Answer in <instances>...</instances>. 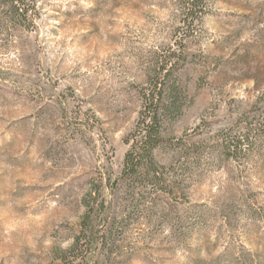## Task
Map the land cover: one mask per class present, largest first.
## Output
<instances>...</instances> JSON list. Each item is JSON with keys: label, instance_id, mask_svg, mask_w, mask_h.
Instances as JSON below:
<instances>
[{"label": "rangeland", "instance_id": "374dc122", "mask_svg": "<svg viewBox=\"0 0 264 264\" xmlns=\"http://www.w3.org/2000/svg\"><path fill=\"white\" fill-rule=\"evenodd\" d=\"M186 6L0 0V264H54L179 54L163 123L179 145L154 152L176 189H121L106 264H264V0L184 22Z\"/></svg>", "mask_w": 264, "mask_h": 264}, {"label": "trees", "instance_id": "16d2710c", "mask_svg": "<svg viewBox=\"0 0 264 264\" xmlns=\"http://www.w3.org/2000/svg\"><path fill=\"white\" fill-rule=\"evenodd\" d=\"M203 1L185 0L187 6L182 21L193 20V17L198 19ZM19 9L22 15L26 13L25 8L18 6ZM184 59L185 56L179 54L173 62L164 59L154 68L148 87L141 92L142 104L136 126L125 139L129 147L124 153L119 174L112 176L110 172H99V177L88 178V191L82 198L84 211L78 230L69 246L55 257L54 264L107 263L105 254L119 221L118 197L123 187L141 185L169 193L176 189L166 166L155 159L154 152L159 147L179 145L178 141L163 132V123L170 106L169 82Z\"/></svg>", "mask_w": 264, "mask_h": 264}]
</instances>
